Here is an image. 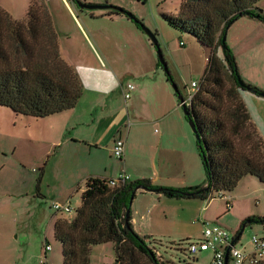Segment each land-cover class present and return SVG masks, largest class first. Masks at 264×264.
Here are the masks:
<instances>
[{
  "label": "trees",
  "instance_id": "1",
  "mask_svg": "<svg viewBox=\"0 0 264 264\" xmlns=\"http://www.w3.org/2000/svg\"><path fill=\"white\" fill-rule=\"evenodd\" d=\"M260 1L181 0L177 18L164 17L170 27L208 51L186 117L199 137L196 147L206 173L205 186L159 188L149 179H140L111 188L106 179L88 178L76 216L54 222L63 264H90L92 248L105 244L113 245L114 264H168L158 256L156 247L161 244L139 236L132 227L129 202L138 188L169 199L208 201L233 192L245 177L257 178L264 185V141L239 91L245 87L257 95L264 93L250 85L240 86L235 57L222 42L228 27L242 17L264 23V14L254 8ZM134 23L140 27L139 20ZM57 41L52 18L43 6L31 3L20 21L0 8V107L35 119L76 107L83 89L76 73L60 58ZM257 221L264 224V218Z\"/></svg>",
  "mask_w": 264,
  "mask_h": 264
},
{
  "label": "rangeland",
  "instance_id": "2",
  "mask_svg": "<svg viewBox=\"0 0 264 264\" xmlns=\"http://www.w3.org/2000/svg\"><path fill=\"white\" fill-rule=\"evenodd\" d=\"M5 1L10 2L9 7L15 10L17 14L22 13L23 15L25 11L28 12L32 0ZM180 1L134 0L138 5L135 13L140 17L141 23L152 33L157 30L159 33L160 30L164 35H167L170 34L168 30L171 29L161 23L158 13L164 11L166 15L177 18L178 14L175 11H178ZM36 2L37 6L45 5L43 0ZM51 7L57 11L59 16L57 17L61 24L68 27L72 32V24L66 13H64L60 0H51ZM254 8L264 14V0L256 3ZM134 16L137 18L136 15ZM254 20L257 19L242 17L233 22L225 33V43L235 57L237 71L242 83L264 93V34L252 26ZM158 23L162 29L158 26ZM182 34L183 36L187 35L184 32ZM75 37L76 35H72V39ZM156 38L161 50L162 36ZM68 42L64 41V44ZM67 49L69 53L72 52V55L78 52L81 59L86 61L90 60L91 57L96 58L89 42L85 44L83 41H76V43L70 41ZM200 50L199 78L196 79L193 76V79L190 80L187 67L181 65V71L185 78L180 76L181 82L178 85L179 93L183 99L187 97L186 89L190 86V83L196 81L199 85L202 79L207 64V53L204 49ZM165 63L168 69L167 62L165 61ZM168 72L170 73L169 69ZM183 87L186 89H183ZM239 92L252 123L264 141V95H257L251 89L245 87H242ZM180 114L186 120L195 144V156L199 160V165L194 163L195 167H193L190 164V159H187L186 179L189 183L195 181L196 185L202 186L205 185L206 181L205 169L196 147L195 136L181 105ZM57 118L60 117L35 119L29 116L15 115L10 109L0 107V264H38L44 236L52 249L47 256V264H63L61 244L54 238V222L59 218L73 219L76 216V211L81 205L79 193L84 189V185H81L77 194L71 199L73 212L70 215L52 211L53 190L66 188L68 182L67 172L69 168L73 167L68 157H73V154L69 155L68 146L60 150L58 158L54 155L59 149L58 147L54 148L51 143L61 134V125L56 122ZM66 137H68V133H66ZM61 141L62 136L60 137V143ZM150 151L152 159L156 148L152 146ZM145 152H147V148ZM154 162L156 161H148L145 154L141 161L138 159L133 162L134 164L130 165V169H133L132 174L134 176L127 174L132 177L130 182L140 179L152 181L155 179L154 184L152 183L153 186L179 189L161 186L169 183V181L174 183L175 180L171 177L167 179L165 174L152 169L151 166ZM224 194L229 197L235 194L241 198L237 201L238 207L235 214H231L230 211L227 212L226 199L221 198V195H216L213 199H210L219 204L224 213L221 219L216 220L201 217V206L205 205L206 201L200 199H169L156 192L138 188L134 191L130 207L131 214L137 220L136 225L141 227L140 231L135 229V232L141 237L149 236L161 244L156 248L158 256L162 258L164 263L210 264L212 260L211 251L198 252L192 256L186 250L188 243L197 242L202 238L203 226L201 219H203V222L208 223L211 229L227 231L230 238H233L245 226L236 247L241 251L243 250L245 254H249L253 250L250 242L251 238L253 236L264 237V224L257 221V218H264V185L257 178L246 177L240 181L233 192ZM134 211L138 215L134 214ZM149 212L151 221L148 217L146 218V214ZM143 214L145 215L141 216ZM151 233H154V236L151 237ZM179 247L185 251L177 250ZM90 259V264H114L113 245L105 244L102 247L93 248Z\"/></svg>",
  "mask_w": 264,
  "mask_h": 264
},
{
  "label": "crops",
  "instance_id": "3",
  "mask_svg": "<svg viewBox=\"0 0 264 264\" xmlns=\"http://www.w3.org/2000/svg\"><path fill=\"white\" fill-rule=\"evenodd\" d=\"M36 1L38 2V0H32L31 3ZM79 1L97 8H81L74 5L73 0H60L62 9L72 24V32L61 24L57 11L51 7V0H44L43 6L52 18L53 30L58 40L59 56L76 73L83 89L82 96L74 109L50 116L60 117L56 122L61 125V134L51 143L54 148L59 149L54 154L55 157L58 158L60 150L66 146H68L66 148L69 155L73 154V157L68 156L73 167L67 172L66 188L53 190V202L71 204V199L77 194L81 185H84L91 177L110 180L122 173L134 176L130 165L138 159L141 161L144 154L148 161H156L151 166L152 169L165 174L167 179L174 178V183L169 181L161 186L198 187L195 181L189 183L186 179L187 159H190L193 167H195L194 163L199 165V160L195 156V144L186 120L180 114L178 84L181 82L180 76L184 77L181 65L187 67L190 80L193 76L196 79L199 78V51L203 48L194 38L183 36L181 31L170 27L164 20L165 16H169L166 12L158 13L161 23L171 29L168 30L170 34L167 35L160 30L159 33L158 30L154 32L158 33L157 36H162L160 46L170 71L168 78L159 66L155 47L141 28L127 16L115 13L116 11L112 9L120 7L136 15L137 20L140 21V17L135 13L138 5L134 0ZM9 4L10 2L0 0V8L8 12L13 19H25L27 11L23 15L17 14L9 7ZM175 12L178 14L177 10ZM263 25L257 20L252 22V26L262 34H264ZM158 26L161 28L159 23ZM71 33L76 35L74 39ZM64 41L75 43L83 41L85 44L89 42L96 58L91 57L86 61L81 59L78 52L72 55V52L69 53L67 49L69 42L64 44ZM206 53L208 56V51ZM172 84H176L178 93L173 91ZM127 85H132L134 89L130 92V99L125 102L123 92L126 91ZM183 89L186 88L183 87ZM119 138L124 141V153L120 161L112 155L114 141ZM152 146L156 148V151L151 159ZM146 148L147 152H145ZM150 181L153 183L152 180ZM240 198L235 194L230 197L223 196V199H226L227 212L235 214L238 207L237 201ZM206 202L201 206V217L221 219L224 213L219 204L212 200ZM228 203L229 208H227ZM134 214L138 215L136 211ZM147 217L151 221L150 212L146 214ZM202 223H204L203 219H201ZM131 224L134 231H140L141 227L136 225L137 220L133 214H131ZM244 228L245 226L233 237L235 247L241 239ZM150 236H154V233ZM43 240L39 256L43 246L49 245L45 236ZM102 246L104 245L96 247Z\"/></svg>",
  "mask_w": 264,
  "mask_h": 264
},
{
  "label": "built area",
  "instance_id": "4",
  "mask_svg": "<svg viewBox=\"0 0 264 264\" xmlns=\"http://www.w3.org/2000/svg\"><path fill=\"white\" fill-rule=\"evenodd\" d=\"M182 45V44H181ZM199 85L196 82H192L189 88H187V97L183 99L181 106L190 107L193 95L198 90ZM134 89L132 85L126 86V91L123 92V98L125 102L130 99V92ZM124 153V141L122 139H116L112 147V155L117 160H122ZM130 178L126 174L122 173L117 179L107 180V184L111 188L119 187L129 182ZM223 198V196H220ZM229 203L227 208H229ZM51 209L55 213L70 215L73 212V208L70 203H58L53 202ZM202 238L197 242H193L188 247L190 255H194L200 252L211 251L212 260L210 264H224L225 252L229 249V261L231 264H261L264 262V237L253 236L250 240L253 250L250 254H245L241 250L237 249L234 245L231 246L233 238L227 231L223 229H211L208 223H202ZM51 247L49 245L43 246V251L39 256L38 264H47V254L50 252Z\"/></svg>",
  "mask_w": 264,
  "mask_h": 264
},
{
  "label": "water",
  "instance_id": "5",
  "mask_svg": "<svg viewBox=\"0 0 264 264\" xmlns=\"http://www.w3.org/2000/svg\"><path fill=\"white\" fill-rule=\"evenodd\" d=\"M76 4H77V6H79L81 8H86V9H95V8H97L96 6L80 5L79 3H76ZM112 9H114L117 13H120L122 15L127 16L133 22L138 21L137 18L134 15H132L129 12H126L125 10H123L120 7H113ZM140 28L144 32V34L149 38V40L151 41V44L155 47L156 54H157V58L159 60V63L162 66V69L165 72L166 76L169 77V72L167 70L166 63H165V61L163 59V56L161 54V50H160V47H159V44H158V41H157L156 36L147 27H145L141 22H140ZM222 42L225 43V37L222 39ZM239 84H240V86H243L242 81H239ZM172 88H173V90H174L175 93H178L176 84H172ZM178 100L180 101V103H182V101H183V98H182V96L179 93H178ZM181 107H182L183 113L187 117L189 115V109L186 106H184V105L181 106ZM188 122H189V125H190V127L192 129V132H193L194 136H195V139L198 140L199 137L196 134V130H195L194 124L191 121H188ZM133 195H134V192L132 193V196L130 198L129 207H131L132 200H133ZM233 245H234V241H232V243H231V246H233ZM228 252H229V249H227L226 252H225L224 264H229V255H228Z\"/></svg>",
  "mask_w": 264,
  "mask_h": 264
},
{
  "label": "flooded vegetation",
  "instance_id": "6",
  "mask_svg": "<svg viewBox=\"0 0 264 264\" xmlns=\"http://www.w3.org/2000/svg\"><path fill=\"white\" fill-rule=\"evenodd\" d=\"M77 1V2H76ZM73 3H74V5H76L77 6V4L76 3H79L80 5H85V4H83L81 1H79V0H73Z\"/></svg>",
  "mask_w": 264,
  "mask_h": 264
},
{
  "label": "bare ground",
  "instance_id": "7",
  "mask_svg": "<svg viewBox=\"0 0 264 264\" xmlns=\"http://www.w3.org/2000/svg\"><path fill=\"white\" fill-rule=\"evenodd\" d=\"M183 98V97H182ZM179 103H180V101H179ZM181 104V103H180ZM189 109V108H188ZM229 263H230V261H229Z\"/></svg>",
  "mask_w": 264,
  "mask_h": 264
}]
</instances>
